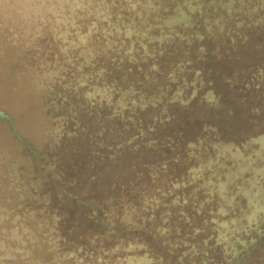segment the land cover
Returning a JSON list of instances; mask_svg holds the SVG:
<instances>
[{
    "label": "trees",
    "instance_id": "1",
    "mask_svg": "<svg viewBox=\"0 0 264 264\" xmlns=\"http://www.w3.org/2000/svg\"><path fill=\"white\" fill-rule=\"evenodd\" d=\"M55 5L39 143L0 111L20 148L0 155V264H264L262 155L203 168L233 143L196 109L261 114L264 0Z\"/></svg>",
    "mask_w": 264,
    "mask_h": 264
},
{
    "label": "rangeland",
    "instance_id": "2",
    "mask_svg": "<svg viewBox=\"0 0 264 264\" xmlns=\"http://www.w3.org/2000/svg\"><path fill=\"white\" fill-rule=\"evenodd\" d=\"M55 1L57 0H0V111L12 117L17 133L33 143L37 142L34 144L40 141L44 118V103L40 93L43 92V87L47 86L46 83H51L57 74L56 61L47 63L43 57L45 54L43 48L52 50L53 45L55 46L52 37L57 43L60 31L64 28L61 23L64 19L62 11H59L56 5L52 6ZM62 37L65 38L63 35ZM262 108L261 114L255 116V119L251 118L250 122L241 118L233 122L230 120L233 117L217 108L201 106L196 108L201 114L200 124L213 126V119L219 118L227 126L221 140L236 143V146L223 143L215 146L214 153L205 158L204 162L201 161L203 168H206L207 164L208 166L214 164L215 169L222 166L226 172L227 167L235 171L239 168L243 170L248 168L243 164L242 157L247 154L250 157L261 154L263 159L261 165H264V138L257 135L259 132L264 133V106ZM193 109L195 108H191ZM188 114L189 111L184 110L180 116L186 120L185 128L193 130L196 125L187 121ZM11 137L6 123L0 122V155L6 152L7 157H12L20 153L19 146ZM247 138L251 140L240 146V142ZM202 139L208 141L210 137L207 138L204 134ZM223 158L228 161L222 165L216 162L219 159L218 162L221 163ZM253 160L257 161L256 158ZM255 259L256 255L246 259L245 263Z\"/></svg>",
    "mask_w": 264,
    "mask_h": 264
}]
</instances>
